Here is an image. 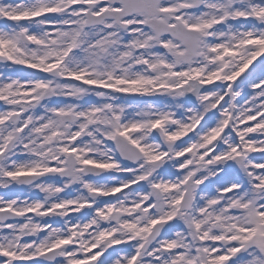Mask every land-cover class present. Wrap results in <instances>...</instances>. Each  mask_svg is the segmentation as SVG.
I'll return each mask as SVG.
<instances>
[{
  "label": "snow or ice",
  "instance_id": "1",
  "mask_svg": "<svg viewBox=\"0 0 264 264\" xmlns=\"http://www.w3.org/2000/svg\"><path fill=\"white\" fill-rule=\"evenodd\" d=\"M0 21V264H264V0Z\"/></svg>",
  "mask_w": 264,
  "mask_h": 264
},
{
  "label": "rangeland",
  "instance_id": "2",
  "mask_svg": "<svg viewBox=\"0 0 264 264\" xmlns=\"http://www.w3.org/2000/svg\"><path fill=\"white\" fill-rule=\"evenodd\" d=\"M4 21H0V27L1 26H3L4 25ZM24 23H26V22H24ZM259 61L257 60V61H255L254 62V64H256V63H258ZM19 67V66H18ZM20 67H22V66H20ZM251 70V66H250V68H249V71ZM247 73H245V75H246ZM242 78V77H241ZM251 123H255V122H251ZM252 135H257V134H252ZM251 156H254V157H259L260 155H262L261 153H252V154H250Z\"/></svg>",
  "mask_w": 264,
  "mask_h": 264
},
{
  "label": "bare ground",
  "instance_id": "3",
  "mask_svg": "<svg viewBox=\"0 0 264 264\" xmlns=\"http://www.w3.org/2000/svg\"><path fill=\"white\" fill-rule=\"evenodd\" d=\"M5 2L18 3V2H20V0H5ZM49 15H54V14H49ZM1 27H3V26H1ZM125 191H128V190L126 189ZM0 194H3V190H0Z\"/></svg>",
  "mask_w": 264,
  "mask_h": 264
}]
</instances>
